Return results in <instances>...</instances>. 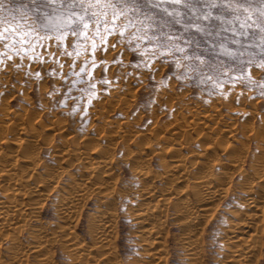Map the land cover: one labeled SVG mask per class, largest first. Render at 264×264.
Masks as SVG:
<instances>
[{
  "label": "rangeland",
  "instance_id": "1",
  "mask_svg": "<svg viewBox=\"0 0 264 264\" xmlns=\"http://www.w3.org/2000/svg\"><path fill=\"white\" fill-rule=\"evenodd\" d=\"M21 4H29V0H12L13 10L19 9ZM23 11L27 16H31L27 8ZM89 27L92 28L93 26L89 25ZM59 44L60 46L57 47V42L54 39L45 38L41 43H37L33 48L29 49L23 55V58L14 54V51L6 52L4 47L0 45V131L2 130V133H4L5 129L10 135L11 141L18 137L17 133L20 134V138L23 137L28 142L32 141L33 138L37 139L38 145L34 151L39 157V163H41H38V166L35 165V168L38 174L41 172L39 175L42 176H49L47 170L51 169L50 171H52V167L57 169L56 164H59L49 145L59 144L73 149V147H77L75 146L76 144L83 148H92L98 143L99 147L106 148L111 157L113 156L114 160H116L111 166L114 169L110 168V171L113 170V175L115 174L113 176L114 180L112 179L106 185L107 188H105L106 191L114 189L113 194L116 196H111L109 199L108 197L106 198L103 192H89L85 197L81 198L80 202L78 200L77 211L75 210L76 212L71 217L70 222H66L57 213L58 201L62 196L66 195L65 188L68 186L69 180L73 178L79 181V178H84L89 165L81 164L80 162L78 164V161H73V158L70 161L61 162V165L65 167V171L56 176L58 186L56 185L57 187L55 186V188L47 187L46 190L48 192L45 190L47 195L45 194L41 201H38L39 211L37 218L40 219L32 220L21 231H14L13 229L1 230L0 261L2 260V262L0 264L7 262L10 264H39V259L45 256L43 253L34 256L33 254L35 253L31 252L32 255L29 253V256H31L27 257L26 261L17 263L18 260L15 261L13 259V261L12 257L8 255L9 247H6V245L10 246V241H12L8 235H16L20 245H25L26 247L32 241L30 230L32 229L31 231H33L34 227L39 226H44L43 228L53 233L56 231L57 234L51 238L57 237L58 239L55 238L53 241H51V238L49 239L51 242V244L49 243V249L51 250L49 252L51 253L50 255L48 253L50 257L49 264H88L90 261V264H146L147 262L150 263L148 260H151L150 264H191L187 259V251L184 250L185 248L181 244L183 238L181 233L183 231L180 229L181 223L178 222L180 220L174 215L173 205L167 211V213L169 212L168 218L170 217L171 219L169 218L165 222V230H162L161 238H159L161 244L159 243L158 246L162 247L161 252H159L162 254V260L159 259V262L156 259V262H153V259L144 254L146 253V246H143L142 235H140L142 232L135 225L132 216V212L137 206L136 203L141 200L138 193L143 186L133 175V164L131 162L128 163L125 156L127 157L128 154L139 151L143 146L151 145L152 149L145 152L147 156L150 153L149 157L144 153L145 159L147 158V164H144L153 172L155 185L159 186L158 184L161 183L160 186L162 187L164 183L160 180L161 178H158L160 175L158 173H162L163 160L166 157L170 159L171 155L170 153L161 154V147L172 141L175 145L177 144V147L181 146L183 150L181 152L185 155L187 154V158L191 157L190 159H192L201 150V145L199 144L200 131L202 132L201 126H197L196 129L192 128L193 130L188 128V131H186L190 134L181 131L186 133L187 139L185 134L175 133L178 131V124L184 123L185 117L187 120L191 119V113L200 115L201 111V114L208 112L213 115L216 112L210 122L208 121L209 124H212L210 125L212 128H207V130L214 131L220 126L222 129L219 132H222L224 134L223 137H225H221L222 140L228 138L230 142L235 141L234 144H238L239 140L248 141L246 157L242 153L244 157L243 167L247 172H251V166L249 165L253 162V154L258 152L254 135L256 132L264 134V59L261 58L259 48L250 47L248 51L254 52L255 56H249L246 53L241 58L243 64L238 60H228L222 55L218 56L219 61H225L230 66L225 67L223 72L217 75L210 72L201 73L185 69L184 64L186 62L183 59L176 58L179 59V64H177L171 53L155 47L154 44H150L144 38L137 39L135 31L131 28L123 32L119 28H115L109 33L105 32L104 28L101 27L99 33L94 30L90 32L88 39L84 37L77 39L69 34ZM231 65H235V69ZM240 68L243 70L241 71ZM209 76L211 79H209ZM28 116H30V119ZM13 117L14 120L12 119ZM217 117H219V120ZM16 123L19 125H16ZM228 123L236 130L235 134L231 135V133L229 137H227L228 135L225 136L226 131H222L226 129L224 124ZM15 125L16 128L19 127V130H16ZM127 125L128 127H126ZM22 126L24 127L22 128ZM34 127L35 129H33ZM13 129L16 130V133ZM34 130H37V132ZM126 130L129 131L127 132ZM153 130L157 131L156 133L159 135H156L155 131L152 133ZM31 131H34V133L32 132L33 135L36 133V137L31 136L30 138ZM144 131L149 134L148 140L138 137L139 133H144ZM244 131L245 133H243ZM112 132L114 133L112 134ZM37 133H40L39 136ZM97 135H99V138H97ZM195 135L197 136L195 137ZM25 136L30 138V140L25 138ZM73 136H75V139ZM164 136L165 139L163 138ZM69 137L73 138L74 143ZM88 137H92L91 140L95 142L91 140L87 142L85 139ZM188 140L189 143L191 142L190 144L186 142ZM84 141L87 144L89 143V146ZM159 144L163 145L160 147ZM188 144L189 146L186 147ZM261 144L264 145V139ZM0 146L5 147V143H0ZM161 157L164 158L162 162L158 160ZM147 160L149 161L147 162ZM24 164L22 168L28 165ZM30 165L34 166L29 164L28 168H31ZM231 176L230 186L228 185L229 192L210 206L212 209H209L210 213H207L209 216H206L207 218L205 217V219L203 218L201 225L199 224L198 226L197 261L199 262L200 259V263L195 262L196 264H232L231 261H228V254L230 253L225 245L229 240L227 230L232 227L229 224H233L234 219L236 220V213L243 212L245 207L242 204L244 193L239 185L240 175L235 172ZM62 185L66 186L63 188ZM182 186V184H178L176 187L179 190ZM2 189L3 186L1 185L0 197L3 195ZM104 208L111 213L112 227L110 232H107L106 237L108 236L112 242L111 247L108 246L110 248L107 247L106 249L104 247L100 250L96 247L94 248L96 238L92 224L95 219L94 216L99 213L100 209ZM171 213L173 215H170ZM174 218L176 220H173ZM69 223H71L70 227L77 236V241L86 243L89 247L92 246L91 249L93 251L91 253H94L95 258H98L97 261L93 257L94 259L92 260L95 262H92V260L88 262L85 256H82L83 258L81 256V258L77 257L79 255L76 256L75 253L73 255L70 252L71 249L68 250L70 246L68 247L67 244L69 243L65 241L66 237H64L65 235L62 236L61 232L63 231L62 228L66 226L65 224ZM257 224L259 230L257 229L256 249L252 255L255 258L249 257L250 264H264V216L257 221ZM3 249L7 251L5 252ZM105 250L111 252L109 258H107L108 255H106L107 251L105 252Z\"/></svg>",
  "mask_w": 264,
  "mask_h": 264
},
{
  "label": "bare ground",
  "instance_id": "2",
  "mask_svg": "<svg viewBox=\"0 0 264 264\" xmlns=\"http://www.w3.org/2000/svg\"><path fill=\"white\" fill-rule=\"evenodd\" d=\"M249 111H251V110H249ZM5 113H4V115H5ZM195 113H196V111H195ZM215 113H213V115L208 113V112L205 114L204 113L201 114V111H200V115L199 114L193 115V113H191L192 114L191 119H189L190 118L189 117L188 118L189 120H187L185 117L184 123L182 122V124L181 123L178 124V129H177L178 131H176L175 133L176 134L180 133V135L183 133L181 131L188 133L187 132L188 128L196 129L197 126H201L200 128L202 129V132L199 130L200 131L199 144L201 145V146L200 145L199 146L201 147V150L196 155L191 153L192 155H195L192 159H190L191 157L187 158V156H186L187 154L185 155L181 152V150H182L181 146L177 147V144L175 145V143H173L170 140H169L170 142H167L168 143L167 145L162 144L163 145L162 146L159 144L160 147L162 146L161 147V151H162L161 154H166V153L169 154L170 153V155H171L170 159H168L166 157L168 160L166 158H165L166 159L165 160L162 157H161V159L160 158L158 159V160H161V162H162V159H164L163 163H162V169H163L162 173H158V175L160 174L158 178H161L160 180H162V182L164 183V184L162 183L164 185L162 187L160 186L161 183L158 184L159 186L155 185V183H154L155 177L153 176V172L150 171L149 170L150 168L148 169L144 164V163H146V159H147V158L145 159V157L147 156V154L145 152L150 151L152 149L151 145L143 146L141 149H139V151L133 152L130 155L128 154L129 156L127 155V157L125 156V159L127 160V162L128 163L131 162L133 164L132 165L133 166L132 170L134 172L133 175H135L137 180L143 186L142 188L140 187L141 189H139V193H138L139 196L141 197V200H139L136 203L137 206H136L135 210L132 212V216H133V220L135 222V225L140 229L139 231L142 232V234H140V235H142L141 239L143 240V243H144L143 246H146V249H145L146 253H144V254L147 255V257L153 259L154 260V261L152 260L153 262H156V259L158 261H159V259L162 260V254L159 253V252H161L162 247L158 246L159 243L161 244V242L159 241V238H161V233L165 230V228H164V227H166V226H164L165 222H167V220L170 218V217L168 218L169 212L167 213V211L171 207V205H173L172 208L174 209V215L178 217L177 219L180 220L178 222L181 223L180 229L183 231L181 233V234H183V238L181 237L182 238L181 244L184 246V248H185L184 250L187 251V254H188L187 259L189 260V262L191 264H193L195 262L200 263V259H199V262L197 261V259H198L197 248H198V243H199V239L197 237L198 236L197 230H199L198 226L201 223L203 218L205 219L206 216H209V215H207V213L209 212V209H212V208H210V206L216 200H218V199L220 200L222 197L227 195V193L229 192L228 185L230 186V183H231V177H232L231 175L235 174V172L239 173V175H240V178H239L240 182L239 181H237V182L240 183V184L239 183L238 184L240 185V187L243 190L242 192L244 193V196L242 197V204H243V207H245V208L243 209V212H241V213L235 212L237 218H236V220L234 219L233 224L228 223L229 226L230 225L232 226L229 230H227L228 231L227 235L229 236L228 242H226V240H225L226 249H228L229 253H230V254L227 253L229 255L228 261H231L232 264H250L249 263V257L252 256L253 253H255V249H256L255 243L257 241V236H258L257 229L259 228L257 226L258 225L257 221L261 220L264 216V145L261 144V142L264 139V136H263L264 134L262 132H256V134L254 135V139H255L256 145H257L256 148H257L258 152H256L257 154H253V160L251 159L253 161L252 164L249 165V166H251V172L250 171L247 172L244 169L243 165H244V157H246L245 154H246V151H247L248 145H249L248 141L246 142L243 140H241V141L239 140L237 142L238 144H234L235 141L230 142L228 140V138L222 140L221 137H223L224 134L222 132H219L222 129V128H220V126L218 127V129H216L214 131L207 130V128H212V127H210V125H212V124H209L208 121L210 122L211 118H213ZM250 116H252V115H250ZM259 116H262V115H259ZM28 117L30 119V116H28ZM218 118L219 117H217V119ZM12 119L14 120V117ZM261 119H263V118H261ZM218 120H216V121L219 122ZM222 122H223V120H222ZM172 123H170V124H172ZM211 123H213V122H211ZM17 124L18 123H16V125ZM5 125L7 126V124H5ZM5 125H4V127H6ZM16 125H15V128H16ZM20 125H23V124H20ZM128 125L126 127H128ZM233 125H235V124H233ZM224 126H226V127H224L226 129L222 130V131H226L225 136L228 135L227 137H229V134H231V133H232L231 135L235 134L236 130H235V128L232 127L231 124H229V123L226 125L224 124ZM23 127L24 126H22V128ZM235 127H236V125H235ZM18 128L19 127H17L16 130ZM49 128H51V127H49ZM59 128H60V126H59ZM20 129H21V127H20ZM33 129H35V127ZM51 129H54V128H51ZM97 129H95V130H97ZM16 130H14V132ZM105 130H106V128H105ZM155 130H156V128H155ZM155 130H153L152 133ZM8 131H11V130H8ZM34 131H31V133L32 132L34 133ZM2 132L3 131L1 130L0 131V143L4 142L5 147L0 146V188H1V185L3 186V189H2L3 195L0 197V233H2L1 230H6V229H13L14 231H17V230L21 231V229H25L28 226L29 222H31L32 220L37 218V216H38L37 213L39 211V204H38L39 202L38 201L39 200L41 201V199L43 198V196L45 194L47 195V193L45 192L47 187L55 188V186L57 185V179H56L57 177L56 176L60 175L61 173H63L65 171V167L61 165V162L65 161V160L70 161L71 158L74 159L73 161L77 160L78 164L80 162L81 164H88L89 166L87 168V171L85 170L86 174L84 175L85 176L84 178H81V179L79 178V181H77L78 179H73V178H72V180H69V182L66 180L68 182V184H67L68 186L65 188L66 195H64V193H63L64 196H62L61 198L59 196L60 200L58 201L59 204H58V208H57L58 209L57 213H59L60 217L63 218V220H65L66 222H70L71 217L77 211L76 207L78 204V200L80 202L81 198L85 197L91 191L97 192V193L103 192L105 194L106 198L107 197L109 198L111 196L114 197V195H115V194H113L114 189H112L110 191H106L105 188H107L106 185H108L109 182H111V180L113 179V176L115 175V174L113 175V172H112L113 170L110 171V168H112L111 166L114 163V161L116 162V160H114L115 158H113V156L111 157L110 153L106 150V148L104 149L102 147H99L97 145L98 143H96V144L94 143L95 145L92 148H89V147L83 148V147L78 146L77 144L76 145L73 144V145L77 146L75 148L73 147V149L68 148L67 146L65 147V145H59L58 143H57L58 145H56V144L55 145L54 144L49 145L52 148L54 155L57 158V159L56 158L55 159L59 162V164H56L57 169L56 168L53 169V167H52V171H50L51 169L47 170V174H49V176H42V175H39L41 172L38 174L36 171V168H35V165L38 166V163H39V157L34 151L35 147H37V145H38L37 139L33 138V137H36V135H35L36 133L34 135H33V133L30 134V138H31V136H33L32 137L33 140L28 142L27 140L23 139L22 136H21L22 138H20L19 137L20 134H18V133H17L18 137H15V139L13 141H11V139L9 138L10 135H8V133L5 131V129H4V133H2ZM35 132H37V130ZM142 132L139 133V135H138V137H140V139L149 138L148 133L146 134L145 131H144V133H142ZM156 132L157 131H155L154 133H156ZM160 132H161V130H160ZM29 133H30V130H29ZM113 133L114 132H112V134ZM186 133H183V135L185 134V137H186ZM243 133H245V131ZM261 133H262V135H261ZM37 134L39 136L40 133H37ZM157 134L158 133H156V135ZM188 134H190V133H188ZM107 135H108V132H107ZM121 135H122V133H121ZM126 135H127V133H126ZM130 135H132V134H130ZM241 135H243V134L241 133ZM15 136H16V134H15ZM38 136H37V138H38ZM75 136H73V138ZM98 136L99 135H97V138H99ZM134 136H136V135H134ZM189 136L191 137V135H189ZM196 136L197 135H195V137ZM138 137H136V138L139 139ZM141 137H143V138H141ZM25 138H27V137L25 136ZM30 138H27V139L30 140ZM69 138H71V137H69ZM73 138L70 139V140H72V143H74ZM108 138H110V137H108ZM122 138H124V137H122ZM159 138H160V136H159ZM163 138L165 139V136ZM223 138H225V137H223ZM91 139H92V137H88L85 140L88 142ZM124 139H123V142H124ZM168 139H170V138H168ZM193 139H195V138H193ZM196 139H198V138H196ZM38 140H41V139H38ZM157 140H158V138H157ZM157 140H156V143H157ZM42 141H44V140H42ZM75 141L77 142V140H75ZM92 142H95V141H92ZM186 142L189 143V140ZM82 143H83V141H82ZM183 143H185V142H183ZM121 144H123V143H121ZM189 144L186 147H188ZM123 146H124V144H123ZM9 149H11V150L8 152ZM47 149L49 150V148H47ZM108 150H110V149H108ZM133 150L135 151V149H133ZM189 151L191 152V150H189ZM190 152H188V153H190ZM144 153L146 155L145 157H144ZM159 153H160V151H159ZM184 153H185V151H184ZM242 153L244 154V157L242 156ZM21 154H22V156H20ZM149 155H150V153H149ZM149 155L147 157H149ZM157 157H159V156H157ZM148 161L149 160H147V162ZM24 163H26L28 165L33 164L34 166L32 167L30 165L31 168H28V165H26L25 168H22L23 167L22 165H25ZM71 163H73V162H71ZM85 167H87V166H85ZM112 169H114V167ZM49 171H50V173H49ZM85 171H84V173H85ZM67 172H69V171H67ZM78 175H80V174H78ZM157 180H159V179H157ZM178 184L183 185L182 188H180L179 190L176 187ZM64 186H66V185H64ZM64 186H63V188H64ZM114 188H115V186H114ZM235 188H236V186H235ZM114 192L117 193L116 191H114ZM119 194H120V192H119ZM170 212H172V211H170ZM170 215H173V214L171 213ZM94 217H95V219H94L93 224H92L94 226L93 231H94V236L96 238V241L94 242V248L96 247L97 249L101 250L102 248L105 247L107 249L108 246L111 247V242H112L108 236L106 237L107 232L109 233L110 229L112 227V225H111V213L109 212V210L104 208L102 210L100 209L99 213ZM171 217L173 218V216H171ZM90 218H92V217H90ZM37 219H40V218H37ZM112 219H113V217H112ZM173 220H176V219L174 218ZM30 225H31V223H30ZM65 225L66 226H64L62 228L63 231L61 232V235L62 236L65 235L64 237H66V239L65 238L64 239L66 242L69 243V244H67L68 247L70 246V248L68 250L71 249L70 252H72L73 255H74V253L76 256L79 255L77 257L85 256L87 258L88 262L90 260L94 259L95 258V256L93 255L94 253H91L93 251L91 249L92 246L89 247L86 245V243H81L80 241H77V236L73 232V229H71V227H70L71 223L65 224ZM255 226H257V227H255ZM43 227L42 226L34 227L33 231H31L32 229L30 230L32 241H30L28 243V245H26L27 248L25 247V245L24 246L20 245V243L18 242L19 239L16 235H12V234H11L12 236L8 235L9 237H11L10 240H12V241H10V244H9L10 246L6 245V247H9L8 248L9 250L7 253H9L8 255H10V257H12V260L13 259L15 261L18 260L17 263L18 262L21 263L24 260L26 261L27 257H30L32 255V253H35V254H33L34 256L43 253L45 256H43L42 258L39 259V264H49L50 257L48 256V253H49V255L51 253V252H49V250H50L49 245L51 244L49 239L51 237H54L57 234H56V231H55V233H53V232H50L49 230H46ZM53 231H54V229H53ZM55 238H57V237H55ZM55 238H53V239L55 240ZM53 239L51 238V241H53ZM110 247H108V248H110ZM3 251H5V250L3 249ZM106 251L107 250H105V252ZM112 252H114V251H112ZM29 253H31L30 256H29ZM198 253H200V252H198ZM110 254H111L110 251L106 252V255H108L107 258H109ZM103 255L105 256V254H103ZM112 255H113V253H112ZM199 256H200V254H199ZM253 258H255V257H253ZM97 259L98 258H95V261H97ZM110 260L112 261V259H110ZM95 261L92 260V262H95ZM102 261L104 262V260H102ZM148 261H150V263H151V260H148ZM0 262H2V260ZM90 262L88 264H90ZM189 262H187V263H189ZM150 263L147 262L146 264H150ZM5 264H10V263L7 262Z\"/></svg>",
  "mask_w": 264,
  "mask_h": 264
},
{
  "label": "snow or ice",
  "instance_id": "3",
  "mask_svg": "<svg viewBox=\"0 0 264 264\" xmlns=\"http://www.w3.org/2000/svg\"><path fill=\"white\" fill-rule=\"evenodd\" d=\"M101 27L131 28L193 72L219 75L230 65L218 56L243 64L246 53L255 56L250 47L264 59V0H29L15 11L0 0V45L21 58L45 38L59 47L69 34L88 39Z\"/></svg>",
  "mask_w": 264,
  "mask_h": 264
}]
</instances>
